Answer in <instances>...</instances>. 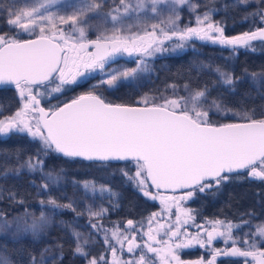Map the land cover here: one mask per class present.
<instances>
[{"label":"snow or ice","instance_id":"6c2138e0","mask_svg":"<svg viewBox=\"0 0 264 264\" xmlns=\"http://www.w3.org/2000/svg\"><path fill=\"white\" fill-rule=\"evenodd\" d=\"M248 2L236 0L238 4ZM259 2L264 3V0ZM184 5L191 14H196L195 26H179V10ZM57 7H62L64 14L52 10ZM197 7L190 0H111L110 5L109 0H0V19L8 29L0 32V85H13L20 103L9 116H3L0 107V138L26 133L40 144L35 155L21 161L17 154L14 166L0 165V180L18 179L25 172L39 173L40 183L31 180L30 184L38 196L46 197L38 200L40 213L37 216L23 198H17L18 194L9 190L7 199L24 211L11 218L0 211V236L17 244L30 237L36 243L47 236L54 216L60 211L72 210L77 219L83 215L74 207L79 201L62 191L66 186L64 170L45 171V160L54 153L101 163L132 162L133 174L121 169L126 181L144 197L159 200L161 212L167 213L169 218L172 209H176L175 221L167 225L159 222L162 219L159 213L153 212L141 221L127 220L123 229L120 221H113V228L108 229L99 221L109 209L100 206L93 210L88 205L89 226L97 235L102 234L105 252L110 251L111 259L106 258L105 253L89 258L85 249L92 233L81 239L82 234L72 229L76 240L73 254L84 258L86 264H155L153 259L145 261L147 253L154 254L159 264H217L218 258H243L244 264H264V247L257 242V237L264 242V225L256 226L253 233H244L241 239L233 235V230L252 226L243 216L239 224L208 218L203 224H196L193 214L196 210L183 207L196 193L215 195L230 179L245 172L247 179L264 182V112L256 118L254 110L238 111L226 107L222 99H209L208 85L190 90L186 83L183 89L187 96L163 98L160 103L155 102L156 97L144 94L135 105L114 104L98 94L100 89L139 87V82L152 72L151 58L183 49L193 39L227 48L233 54L240 48L255 51L253 42L264 43V26L253 25L242 33L225 35L224 21L213 20V15L220 10L208 8L197 14ZM165 9L169 13L166 19L151 25L142 24V14L158 17ZM249 15L258 17L264 24V9ZM92 17L101 18L103 24L110 23L111 30H101L102 25H95L98 35L88 39L81 25ZM133 18L135 23H126ZM244 19L246 21L247 16ZM134 27L138 31H132ZM24 35L30 38H21ZM174 40L177 42L171 48L165 46L166 42ZM125 55L134 59V67H107L117 57ZM194 67L197 71H214L218 75L217 86L233 94L236 92L239 77L234 78L231 73L203 62ZM96 73L102 78L70 102L50 105L48 109L41 106L42 98L55 99L65 90L94 78ZM251 79L258 83L257 74L253 73ZM167 87L174 93L178 90L175 84ZM210 113L224 119L231 117L234 122H214ZM9 159L11 156L5 154V164ZM71 184L80 188L85 197L116 195L109 188H98L88 181L73 179ZM153 187L157 190L155 193L150 191ZM161 189L181 194L159 195ZM4 191L0 187V200L5 198ZM54 192L69 202L60 203ZM247 215L254 217L251 212ZM93 219L97 223H92ZM145 220L146 232L143 231ZM153 223L157 224L155 229ZM60 224L70 227L64 221ZM187 226L195 227L196 231L189 232ZM138 232L142 243L137 240ZM161 232L165 239H157ZM218 239L223 240L225 247L213 246ZM229 243L231 247H227ZM241 243L245 246L243 249L237 246ZM125 245L129 254L141 249L139 260L121 259L118 251L123 252ZM196 246L208 251L207 260L203 257L181 259V250ZM54 247L62 249L59 243ZM28 255V264H55L56 260H63V251L53 256V245L47 244L38 254L29 252Z\"/></svg>","mask_w":264,"mask_h":264},{"label":"trees","instance_id":"16d2710c","mask_svg":"<svg viewBox=\"0 0 264 264\" xmlns=\"http://www.w3.org/2000/svg\"><path fill=\"white\" fill-rule=\"evenodd\" d=\"M194 1L198 6V10L211 7L220 10L218 14L213 15V19L224 21L226 25L225 34L240 32L253 27V25H260L258 17H253L249 14L258 9H264V3H260L259 0H249L247 4H238L236 0ZM107 8L106 6L105 10ZM179 12L181 15V23L184 22L186 17H190L191 15V13L186 12L184 7H180ZM168 14L166 9L158 17L143 14L141 22L147 25L159 23L160 20L166 19ZM245 16H247L246 21L244 19ZM6 31L8 29L4 24V20L0 19V32ZM88 34L96 35V33H92L90 30ZM201 62L210 64L212 68L219 67L222 71L231 73L234 78L239 77L240 81L236 84V92L233 94L225 90V88L217 86L218 75L214 71H197L194 65H199ZM150 66L152 69L151 74L139 82V87L121 86L115 91L100 89L98 94H101L108 101L123 103H135L144 94H148L149 96L156 97L155 102L160 103L163 98H167L171 94L187 96L188 93L183 89V85L186 83L190 85V90L208 85L211 89L209 99H222L226 107L238 111L254 110L256 118H259L260 113L264 112V47L258 46L255 51L240 48L233 54L227 48L212 45L208 42L194 41L190 47L179 53L163 54L152 58ZM253 73L257 74L258 83L252 81L251 75ZM171 84L178 86V90L175 93L167 87ZM89 87L90 85L80 83L79 86L65 90L62 95H56L55 99L50 98L44 100L50 105H56L89 90ZM18 104L19 98L14 87L0 85V107L3 109V116L10 114L16 109ZM210 118L214 122L233 120L231 117L224 119L219 115H212L211 113ZM39 147V142H33L25 133H14L9 137L0 138V165L14 166L16 164L15 157L17 154L20 160L23 161L35 155ZM5 154L11 156V159L7 160V164H5ZM75 163L87 165L101 162L87 161L80 158H66L62 155L50 153L45 160V169L59 170L62 168L65 176V188H69L71 184L70 180L82 178L79 175L81 171L75 172L72 169V165ZM121 163V161L108 162L107 164L110 165L109 170L105 171V173H100L99 179L106 181L110 187L112 186L114 188L118 174V168L116 166ZM31 180L38 182L35 174L29 175L26 172L18 179L9 177L7 180H0V187L5 189L3 193L5 198L0 200V208L4 213L9 214L10 211L17 210L19 207V205L7 199L9 190L16 192L18 194L17 198H23L25 204L29 205H32L40 197L36 194V190L31 187ZM113 192L115 193V191ZM53 195H56L60 202H66V199L58 197L57 193L54 192ZM127 207L131 209L130 204ZM110 209L111 213L109 216L116 217V204L113 206L110 205ZM76 212L84 213V208L80 210V208L76 207ZM249 212L254 213L255 218L247 215ZM219 213L232 220H239L243 216V218H248L251 221L257 220L259 223L264 221V183L250 181L243 177V175L240 177L234 176L219 191ZM61 214L67 219L73 218L76 215V213L73 214V212L68 211H62ZM81 219L84 220L83 217ZM248 233H253V231L250 229ZM249 239L251 240L252 237H249ZM89 242V246L86 248L89 255L101 250L102 244L97 238L91 236ZM56 243L62 245V249H56L54 247ZM46 244L53 245V256H58L59 251H63V260H56L55 264H83L85 261L81 256L73 254L76 243L69 229L55 221L47 230V236L36 243H33L30 237L26 238L22 243L17 244L10 238L0 236V257L4 258L10 264H28V253L38 254L40 249Z\"/></svg>","mask_w":264,"mask_h":264},{"label":"rangeland","instance_id":"374dc122","mask_svg":"<svg viewBox=\"0 0 264 264\" xmlns=\"http://www.w3.org/2000/svg\"><path fill=\"white\" fill-rule=\"evenodd\" d=\"M110 3H111V0H109ZM118 2V0H117ZM190 3L193 4V5H196L195 4V1L194 0H190ZM200 3V2H199ZM21 6L22 3H21ZM181 7H184L186 9V12L190 13L189 10H188V6L187 5H184V6H181ZM212 8V7H211ZM208 8H201V9H197V14H202L204 11H206ZM53 11H59L60 14H64V9L62 7H57V8H53L52 9ZM108 8L105 10L107 11ZM70 11V10H69ZM143 15V14H142ZM149 15V14H148ZM195 15L196 14H191L190 17H186L184 22H179V26L181 28H184L185 26H195ZM181 16V15H180ZM143 17V16H142ZM141 17V18H142ZM214 21H220V20H216V19H213ZM259 20V18H258ZM135 22V19H128L126 20V23H134ZM95 25H102V28L101 30H103L104 28L108 29L109 31L111 30V27L112 25L109 23V24H103L102 23V20L101 18L99 17H92L88 20L87 24L85 25H81L82 27H85L86 31H87V35L89 36L88 32L89 30L92 31V33H96V35H98V31L96 30V28L94 27ZM261 25H264V24H261ZM259 26V25H258ZM257 27V26H255ZM250 28H247L243 31H247L249 30ZM68 29L66 28V31ZM132 31H138L137 28H133ZM241 32V31H240ZM23 37H29L27 35H24L22 36L21 38ZM194 41H199V40H195L193 39L192 41H189L185 44V47L183 49H177L175 52L173 51H168V52H165L163 54H169V53H179L181 51H183L184 49L190 47L192 45V43ZM177 41H172V42H166L165 46L166 47H169L171 48L173 46V44H175ZM203 42H206V41H203ZM210 43V42H208ZM264 47V43H261V42H257V43H254L253 42V45L252 47L254 49H257V47ZM163 54H157V56L159 55H163ZM152 59V58H151ZM151 59L149 60V64L151 62ZM121 66H125V67H134L135 66V63H134V59L133 58H130L128 56H122V57H117L114 62L110 63L107 67L109 68H116V67H121ZM93 77L94 78H91V83L90 85H95L102 77L100 74L96 73V74H93ZM13 86V85H12ZM14 87V86H13ZM15 89V88H14ZM16 91V90H15ZM41 91H43V89H41ZM178 96H184V95H176V94H171L169 95L167 98H177ZM43 99V98H42ZM20 106V103L18 104V106L16 107V109ZM13 110L10 114H7L5 116H9L11 115L14 111ZM2 118V117H0ZM225 121H229V120H225ZM221 122H224V121H221ZM26 134V133H25ZM108 162H104V163H91V164H87V165H83V163H75L74 165H72V169L75 171V172H80L81 171V175L82 178L81 179H76L77 181H88V182H92V183H95V185L99 188L101 186H104V187H107L108 188V185H104V183H102L99 179V176L101 175L100 173H105V171L109 170L110 168V165L107 164ZM114 167V166H113ZM118 168V173H121V169H125V170H128L130 174H133L135 172V168L133 166V163L132 162H122L121 164L117 165L116 166ZM80 168V169H79ZM49 170V169H47ZM45 169V171H47ZM55 170H58V169H55ZM94 170V171H93ZM64 174V173H63ZM36 175V180L38 181L37 183H40V175L39 173L35 174ZM72 181V180H70ZM106 184V183H105ZM63 192L67 193V195L69 197H72L73 199H76L78 200L79 202L74 204V207L76 209L77 208H80V210L82 208H84V213L81 217H83L84 220L81 219V217L79 219L76 218V215L73 217V218H66L64 217L60 211L57 215L54 216L53 218V222H57L60 224L61 221H64V222H67L68 225H70V227H68L70 233L72 231V229H75L76 231L80 232L82 234V237L81 239H83L84 237H89V233H92L91 236L97 238L100 243L102 244V247H101V250L99 252H96L94 254H91L89 255V258H91L92 256H98L100 255L101 253H105L106 255V258L109 259L110 257V252L107 251L105 252V245L103 243V239H102V234L101 235H97L92 229L91 227L89 226V222L87 223L86 221V218L88 219V215H87V206L88 205H91L93 210H97L100 206H103L104 208H108L109 211L107 213V215L99 221V223L104 227V228H108V229H111L113 228V224L111 222L113 221H118L116 220L115 218L109 216V214L111 213V209H110V205H115L114 202H113V196H108V195H105L103 196V198H101L100 196H96L95 198H92V197H85L84 196V192L80 189V188H74L72 184H70L69 188H63L62 189ZM111 192H113L111 190ZM75 193V195H74ZM114 193V192H113ZM58 194V197H61L59 193ZM41 198H46V197H38L33 203L32 205H29V204H26L28 207H29V210L30 211H33L37 216L39 215L40 213V207L38 206V200L41 199ZM60 202V201H59ZM69 201L66 200V202H60V203H68ZM109 206V207H108ZM17 209V208H16ZM0 211L3 212V210L0 208ZM24 211V208L19 206L17 210H14V211H10L8 215L9 218H11L13 215H16V214H19L21 212ZM63 211H68V212H73L72 210H63ZM75 212H73L74 214ZM227 219H223L221 218V220H226V221H232L233 223H241V219L239 220H232L228 217H226ZM181 219L183 220V217H181ZM89 220V219H88ZM243 220L245 221H251L249 220L248 218H243ZM175 221V220H174ZM92 223H97V221L95 219L92 220ZM251 227H242L240 230H233V235L235 237H240L242 239V237H244V233H248L249 230L251 229L253 232L256 231V226L258 225H264V221L262 222H258L257 220H254V221H251ZM120 228L123 229L124 226L123 224L121 223L120 224ZM91 238V237H89ZM75 239V238H74ZM250 240V239H249ZM251 241V240H250ZM257 242L260 244L259 246H263L264 247V242H261L259 237H257ZM75 243H76V240H75ZM90 243V242H89ZM119 247V246H117ZM86 251V249H85ZM118 255L120 256V253L118 251ZM0 264H10L8 261H6L4 258H1L0 257ZM83 264H86V260L84 261Z\"/></svg>","mask_w":264,"mask_h":264},{"label":"flooded vegetation","instance_id":"af4514ba","mask_svg":"<svg viewBox=\"0 0 264 264\" xmlns=\"http://www.w3.org/2000/svg\"><path fill=\"white\" fill-rule=\"evenodd\" d=\"M261 25V23H260ZM97 35H89L88 39H95ZM85 83V82H81ZM91 78L87 80L85 84L90 85ZM85 92V91H84ZM50 99V98H48ZM41 105L49 108L50 104L46 102V100L41 99ZM88 161V160H87ZM130 174V173H129ZM243 177L247 178V173L245 172L243 174ZM104 185H107L106 181L100 179ZM253 182H262L258 180H250ZM106 183V184H105ZM264 183V182H263ZM113 184V183H111ZM114 188L112 186L110 187L108 185V188L112 191H115L116 195L114 196L113 200L116 204V210H117V216L113 217L116 220L120 221L123 226L126 224V221L131 219L133 221H141L142 218L148 217L151 213H159L162 217L160 219V223L169 224L171 222H174L175 220V213L176 209H172L171 217L169 218V215L167 213L161 212V204L159 200H150L142 195L139 191L134 189L131 183L127 182L125 177L122 175V173L117 174V178L114 184ZM150 191H153L154 193L157 191L154 187L150 188ZM159 195L164 196H170V195H180L181 193L176 192L173 193L172 191H165L164 189L159 190ZM131 205V209L127 207V205ZM183 207L189 208V209H195L196 211L193 213L196 216V224H203L205 222V218L211 219H227L226 216L220 215L219 213V192L215 195L212 192H207L205 194L196 193L195 197L192 200H189L187 202L183 203ZM87 223L89 220L86 218ZM139 227V224L137 225ZM147 221H144L143 231H147ZM152 227L155 229L157 227L156 223H153ZM187 230L189 232L194 233L196 231L195 227L193 226H187ZM165 231H167V228H165ZM155 234V233H154ZM166 237L163 235V232L157 235V239H165ZM144 240L147 239V237H143ZM137 240L139 243H142L143 241L140 239V233H137ZM260 245V244H259ZM154 247H158L155 243H153ZM213 246L216 248H223L225 247V244L223 243L222 239H218L214 241ZM231 243L227 245V247H231ZM238 247H241L242 249L245 247L242 243L237 245ZM263 247V246H261ZM146 252V250H144ZM110 252V251H109ZM120 257L122 260H130V259H136L139 260L141 253V249H137L134 254H129L126 251V245L125 250L123 252H119ZM181 259L183 260H196L201 257H203L205 260L209 258L208 251L206 249H201L199 246L190 248V249H184L180 252ZM111 259V253L109 260ZM153 259L155 260V264H159V261L155 258V255L152 253H147L145 256V261ZM244 263L243 258H218L217 264H242Z\"/></svg>","mask_w":264,"mask_h":264},{"label":"water","instance_id":"95a60500","mask_svg":"<svg viewBox=\"0 0 264 264\" xmlns=\"http://www.w3.org/2000/svg\"><path fill=\"white\" fill-rule=\"evenodd\" d=\"M261 26H264V25H259V26H257V27H261ZM242 32H244V31L236 32V33H232V34H225V35H229V36H231V35L239 34V33H242ZM28 38H30V37H23V39H28ZM10 86H12V85H10ZM80 94H81V93H80ZM78 95H79V94H78ZM76 96H77V95H76ZM76 96H74V97H76ZM74 97H72V98H70V99L64 101L63 103L70 102L71 99H73ZM105 101L108 102V103H114V104H129V105H135V103L114 102V101H108V100H106V99H105ZM41 106H42V105H41ZM61 106H62V104H61ZM42 107H44V106H42ZM44 108H45V109H48V108H46V107H44ZM228 122H234V121H233V120H229V121H224V122H221V123H228ZM80 159H82V158H80ZM84 160H85V159H84ZM248 259H249V261H251V258H250V257H249ZM242 264H244V263H242Z\"/></svg>","mask_w":264,"mask_h":264}]
</instances>
